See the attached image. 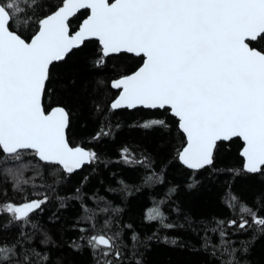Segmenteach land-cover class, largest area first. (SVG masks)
Instances as JSON below:
<instances>
[{
    "label": "trees",
    "instance_id": "trees-1",
    "mask_svg": "<svg viewBox=\"0 0 264 264\" xmlns=\"http://www.w3.org/2000/svg\"><path fill=\"white\" fill-rule=\"evenodd\" d=\"M59 4L21 3L30 21L20 29L24 38L36 33L32 22ZM88 14L70 20L72 32ZM101 49L98 40H87L54 62L43 97L45 111H68L70 144L96 158L73 173L39 161L30 150L19 160H0V206L47 197L29 221L0 212V245H14L30 264H264V226L241 211L246 206L264 217V171L245 170L241 139L220 141L212 165L184 166L178 155L186 137L170 110L110 107L120 91L111 83L134 72L144 57L111 54L97 63ZM151 121L164 124L146 127ZM151 209L162 217L149 220ZM97 234L113 237L111 254L89 246Z\"/></svg>",
    "mask_w": 264,
    "mask_h": 264
},
{
    "label": "snow or ice",
    "instance_id": "snow-or-ice-1",
    "mask_svg": "<svg viewBox=\"0 0 264 264\" xmlns=\"http://www.w3.org/2000/svg\"><path fill=\"white\" fill-rule=\"evenodd\" d=\"M21 3L26 0H0V160H19L30 150L39 161L72 173L96 158L70 146L65 108L46 114L42 105L50 66L95 38L102 45L97 63L118 53L144 57L137 70L111 83L120 90L112 109L170 110L186 137L178 159L188 168L212 165L217 142L238 137L245 170L264 171V0H60L32 22L36 33L27 39L20 29L30 21ZM81 9L90 15L70 34L69 19ZM154 124L164 121L145 126ZM45 203L47 197L7 203L0 212L29 221ZM241 211L264 226V217L252 209ZM160 217L158 209L147 214L149 220ZM87 243L108 250L105 256L116 248L106 234ZM114 255L119 260V250ZM0 264H30V257L14 245H0Z\"/></svg>",
    "mask_w": 264,
    "mask_h": 264
},
{
    "label": "water",
    "instance_id": "water-1",
    "mask_svg": "<svg viewBox=\"0 0 264 264\" xmlns=\"http://www.w3.org/2000/svg\"><path fill=\"white\" fill-rule=\"evenodd\" d=\"M109 2L111 3V2H113V0H109ZM83 10H86V9H81L80 11H83ZM80 11H79V12H80ZM79 12H78V13H79ZM78 13H77V14H78ZM77 14H76V15H77ZM88 15H90V10H89V14H88ZM88 15H87V16H88ZM73 17H74V16H73ZM73 17H70L69 22H70V20H71ZM86 18H87V17H86ZM86 18H85V19H86ZM82 22H83V21H82ZM81 24H82V23H81ZM81 24H80V25H81ZM69 27H70V25H69ZM78 29H79V28H78ZM78 29H77V30H78ZM77 30H76V31H77ZM74 32H75V31H74ZM74 32L71 31V27H70V34H71V33H74ZM91 39H95V38H91ZM91 39H88V40H91ZM95 40H97V39H95ZM86 41H87V40H86ZM82 45H83V44H82ZM82 45H81V46H82ZM101 46H102V45H101ZM69 53H70V52H69ZM69 53H68V54H69ZM118 54H119V53H118ZM130 54H132V53H130ZM134 55H135V54H134ZM57 62H58V61H57ZM140 66H142V64H141ZM140 66H139V67H140ZM50 67H51V66H50ZM139 67H138V68H139ZM138 68H137V69H138ZM137 69H136V70H137ZM130 74H131V73H130ZM118 95H119V94H118ZM117 97H118V96H117ZM117 97H116V98H117ZM116 98H115V99H116ZM115 99H114V100H115ZM114 100H113V101H114ZM113 101H112V102H113ZM111 104H112V103H111ZM42 105H43V98H42ZM56 107H62V106H55V107L51 108L48 112L45 111L46 114L49 113L51 110H54ZM138 107H140V106H138ZM63 108H64V107H63ZM136 108H137V107H136ZM128 109H134V108H128ZM148 109H149V108H148ZM65 110H66V109H65ZM66 111H67V110H66ZM170 113H171V112H170ZM171 114H172V113H171ZM172 115H173V114H172ZM173 116H174V115H173ZM176 118H177V117H176ZM177 119H178V118H177ZM68 126H69V123H68ZM67 129H68V128H67ZM67 129H66V136H67V139H68ZM240 139H241V138H240ZM241 141L243 142L242 139H241ZM68 142H69V140H68ZM219 142H220V141H219ZM219 142H217V144H218ZM69 144H70V142H69ZM70 146H72V145L70 144ZM185 146H186V145H185ZM185 146H184V147H185ZM72 147H82V146L78 145V146H72ZM184 147H183V148H184ZM216 147H217V146H216ZM243 147H244V142H243ZM243 147H242V150H243ZM82 148H84V147H82ZM84 149H85L86 151H89V150L86 149V148H84ZM215 150H216V149H215ZM215 150H214V153H215ZM242 150H241V153H242ZM213 156H214V154H213ZM241 156H242V154H241ZM242 157H243V156H242ZM243 158H244V157H243ZM181 163H182V162H181ZM87 164H89V163H85L84 165H87ZM182 164H183V163H182ZM84 165H83V166H84ZM183 165H184V164H183ZM83 166H82V167H83ZM184 166H186V165H184ZM208 166H209V165H208ZM82 167L79 168V169H77V170H75V171H78V170L82 169ZM186 167H187V166H186ZM205 167H206V166H205ZM244 167H245V159H244ZM203 168H204V167H203ZM190 169H192V168H190ZM200 169H202V168H200ZM193 170H198V169H193ZM75 171H74V172H75ZM72 173H73V172H72Z\"/></svg>",
    "mask_w": 264,
    "mask_h": 264
},
{
    "label": "rangeland",
    "instance_id": "rangeland-1",
    "mask_svg": "<svg viewBox=\"0 0 264 264\" xmlns=\"http://www.w3.org/2000/svg\"><path fill=\"white\" fill-rule=\"evenodd\" d=\"M38 199H39V198H33L32 200H38ZM32 200H31V201H32ZM29 202H30V201H29Z\"/></svg>",
    "mask_w": 264,
    "mask_h": 264
}]
</instances>
